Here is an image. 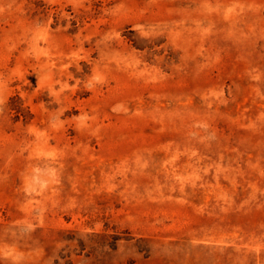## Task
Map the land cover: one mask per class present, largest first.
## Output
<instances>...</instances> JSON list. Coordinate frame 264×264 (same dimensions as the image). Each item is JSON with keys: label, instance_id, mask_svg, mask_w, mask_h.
Instances as JSON below:
<instances>
[{"label": "rangeland", "instance_id": "rangeland-1", "mask_svg": "<svg viewBox=\"0 0 264 264\" xmlns=\"http://www.w3.org/2000/svg\"><path fill=\"white\" fill-rule=\"evenodd\" d=\"M0 264H264V0H0Z\"/></svg>", "mask_w": 264, "mask_h": 264}]
</instances>
